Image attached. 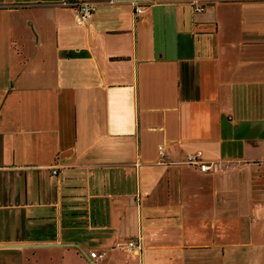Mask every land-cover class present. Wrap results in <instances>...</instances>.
Returning <instances> with one entry per match:
<instances>
[{"label":"crops","instance_id":"obj_1","mask_svg":"<svg viewBox=\"0 0 264 264\" xmlns=\"http://www.w3.org/2000/svg\"><path fill=\"white\" fill-rule=\"evenodd\" d=\"M0 213V264H264V0H0Z\"/></svg>","mask_w":264,"mask_h":264},{"label":"built area","instance_id":"obj_2","mask_svg":"<svg viewBox=\"0 0 264 264\" xmlns=\"http://www.w3.org/2000/svg\"><path fill=\"white\" fill-rule=\"evenodd\" d=\"M63 5L71 8L75 14V22L78 25H85L88 23L95 12V3L94 2H79V3H68L64 2ZM198 11L200 9L197 8ZM144 12V8L142 6H136V14H142ZM160 155L163 156V150H160ZM187 164L196 165L200 168L201 171L208 170V163L204 159H202L198 154H189L186 158ZM53 173L56 174L57 171L53 170ZM117 247L125 249L127 252H139L143 250V244L139 238L129 240L127 242H121L117 244ZM105 252H97L93 251L90 253L91 258L94 261L102 260L105 257Z\"/></svg>","mask_w":264,"mask_h":264},{"label":"water","instance_id":"obj_3","mask_svg":"<svg viewBox=\"0 0 264 264\" xmlns=\"http://www.w3.org/2000/svg\"><path fill=\"white\" fill-rule=\"evenodd\" d=\"M19 246H22L23 247V246H34V245H19Z\"/></svg>","mask_w":264,"mask_h":264},{"label":"rangeland","instance_id":"obj_4","mask_svg":"<svg viewBox=\"0 0 264 264\" xmlns=\"http://www.w3.org/2000/svg\"><path fill=\"white\" fill-rule=\"evenodd\" d=\"M0 215H8V214H6V213H4V214L3 213H0Z\"/></svg>","mask_w":264,"mask_h":264}]
</instances>
